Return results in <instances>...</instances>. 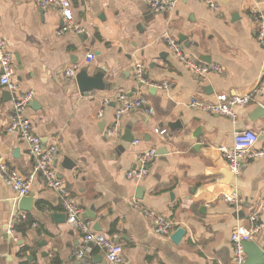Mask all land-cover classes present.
<instances>
[{
  "label": "crops",
  "instance_id": "0c3cea01",
  "mask_svg": "<svg viewBox=\"0 0 264 264\" xmlns=\"http://www.w3.org/2000/svg\"><path fill=\"white\" fill-rule=\"evenodd\" d=\"M68 1L80 31L55 35L63 19L52 6L0 0V33L13 56L11 81L18 92H32L25 117L43 146L57 144L53 168L91 230L121 245L119 264H234L230 233L236 225L250 227L257 210L255 222L262 227L253 240L264 251V155L243 163L233 179L216 149L231 147L236 130L264 127V116L255 112L257 105L264 107V49L255 41L252 15L264 11V0H213L216 10L200 0H176L162 13L153 12L149 0ZM164 35L177 40L187 57L222 71L194 75L171 55ZM135 62L143 65L146 83L140 86ZM71 65L88 75L101 72L105 89L79 92L75 77L63 76ZM163 83L166 89L155 86ZM148 87H154L152 93ZM256 91L255 102L235 108L234 122L189 106L193 99L214 102L217 96ZM119 94L127 100L140 96L145 103L124 112L117 120L119 134L109 136ZM11 97L0 86V162L26 177L34 159L5 130ZM103 99L107 103L97 117ZM125 131L132 141L122 140ZM149 148L156 156L147 176L134 184L124 174ZM253 148L264 152V136ZM233 188L241 199L237 206L218 196ZM28 194L30 211L18 210L19 198L0 177V264H108L92 243L81 257L75 255L81 234L66 222L60 196L39 175ZM133 200L174 221L173 230L154 233Z\"/></svg>",
  "mask_w": 264,
  "mask_h": 264
},
{
  "label": "built area",
  "instance_id": "2783aa9c",
  "mask_svg": "<svg viewBox=\"0 0 264 264\" xmlns=\"http://www.w3.org/2000/svg\"><path fill=\"white\" fill-rule=\"evenodd\" d=\"M211 10H216L217 6L213 0H200ZM68 0H35V4L39 8L52 6L57 9L63 19L61 27L55 31V35H61L67 31H80L79 28L73 24L68 10ZM176 0H149V8L156 13L169 11L174 7ZM255 21V41L264 49V11L255 10L252 12ZM166 47L169 49L171 55L178 59L184 66L189 69L194 75L198 77L204 76L210 71L221 72L222 68L187 57L183 53L182 45L169 35H164ZM13 56L7 47L5 39L0 33V86L5 87L12 93L11 97V113L9 115L8 123L5 128L8 133H15L19 141L25 143L27 152L34 159L33 172L28 176H22L16 169L9 167L7 164L0 162V177L3 182L9 186L16 197H22L29 193L31 179L34 175H39L46 187L54 190L61 200V209L65 215L66 222L77 228L81 234V244L79 250L75 253L77 257H81L89 243L104 252L108 264H119L122 260L121 245L109 238L108 236L96 233L91 230V221L85 220L81 216V209L75 202L67 195L62 181L57 178L56 172L53 168V160L58 153L56 143L48 146H43L40 137L33 133L29 120L25 117L24 111L31 100L32 92L24 91L18 92L17 85L11 81L13 75ZM78 71L76 65L66 67L63 76L67 79L74 78ZM135 79L140 84L146 83L143 73V65L140 62L134 64ZM161 88H167L168 84L163 83L155 85ZM259 91V89H257ZM255 93H244L240 95H231L229 97L217 96L214 102H204L197 99L191 100L190 107L206 111L208 113L221 115L231 122L236 120L235 108L244 106L246 104L255 102ZM120 107L115 111V122L107 129L106 134L109 136H117L119 129L117 128V120L126 111L136 109L143 106L145 100L140 96L127 100L123 94L116 96ZM107 99H103L101 107L97 110V117H101L103 107L106 105ZM157 133L163 134L164 130H154ZM259 136H264V127L259 131L251 129L236 130L232 135V146L226 147L224 145L216 146L222 158L225 160L228 170L231 172L233 179H236L240 173V168L243 163L251 159H256L264 155L261 150H256L253 145ZM134 144L138 141H134ZM156 156L154 148L146 149L136 156L135 166L125 172V178L134 184L140 183L148 173V165ZM219 198L224 202L237 206L241 199L236 190L221 192ZM133 206L139 210L150 221L152 230L159 235H168L174 228V221L163 217L161 214L149 209L136 200L132 202ZM257 218V210L251 213V225L246 228L242 225H236L230 233V241L233 245V261L234 264H243L245 254L241 245L242 241L253 240L254 235L261 229L262 224L255 222Z\"/></svg>",
  "mask_w": 264,
  "mask_h": 264
},
{
  "label": "water",
  "instance_id": "95a60500",
  "mask_svg": "<svg viewBox=\"0 0 264 264\" xmlns=\"http://www.w3.org/2000/svg\"><path fill=\"white\" fill-rule=\"evenodd\" d=\"M179 40L182 41L183 38L179 37ZM199 59L201 60H209L208 57L199 55ZM103 74L101 72H96L93 75H88L85 68H81L77 71L75 75V81L77 84V88L79 92L82 94H86L88 91L91 90H103L105 89V85L102 81ZM141 84L138 83V86ZM149 92H153L154 87H148L147 89ZM10 94V93H9ZM10 96V95H9ZM255 112L258 116H264V107L262 105H257ZM177 124V123H175ZM198 131V130H197ZM134 139L133 135H130L128 131H125V134L122 137L124 141H132ZM69 161V160H68ZM68 168L74 166V163L69 161ZM142 188H136V196L139 198L138 193L141 191ZM31 202H32V195L28 194L22 197H19L17 202V208L20 211H30L31 209ZM54 218L56 221L62 220V215L54 214ZM94 227L97 228V223L94 224ZM264 230V225H263ZM179 236V232L175 235V237ZM264 240V239H263ZM243 252L245 254V260L243 264H264V251L260 247V245L254 240H245L241 242Z\"/></svg>",
  "mask_w": 264,
  "mask_h": 264
},
{
  "label": "trees",
  "instance_id": "16d2710c",
  "mask_svg": "<svg viewBox=\"0 0 264 264\" xmlns=\"http://www.w3.org/2000/svg\"><path fill=\"white\" fill-rule=\"evenodd\" d=\"M14 230H16V226L14 227Z\"/></svg>",
  "mask_w": 264,
  "mask_h": 264
}]
</instances>
